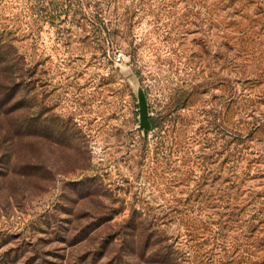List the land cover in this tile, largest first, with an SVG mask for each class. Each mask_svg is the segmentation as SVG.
Segmentation results:
<instances>
[{
  "label": "rangeland",
  "instance_id": "rangeland-1",
  "mask_svg": "<svg viewBox=\"0 0 264 264\" xmlns=\"http://www.w3.org/2000/svg\"><path fill=\"white\" fill-rule=\"evenodd\" d=\"M217 3L0 0V34L25 64L9 106L41 126L10 144L0 125V264H137L121 236L135 207L160 218L181 264H264V144L220 131L264 118V76L243 82L264 58L221 47L232 28ZM137 84L162 122L147 135Z\"/></svg>",
  "mask_w": 264,
  "mask_h": 264
},
{
  "label": "trees",
  "instance_id": "trees-1",
  "mask_svg": "<svg viewBox=\"0 0 264 264\" xmlns=\"http://www.w3.org/2000/svg\"><path fill=\"white\" fill-rule=\"evenodd\" d=\"M247 2V0H218L217 9L222 17L229 20V25L226 27L232 28L231 31L233 33L224 34L221 47L229 50V52L234 55L233 58L235 59L243 58L250 61V57H253L252 59L256 60L257 58L255 56L257 55H259L260 59H263L264 11L252 15L245 13L244 6L247 5ZM257 2L260 6L264 5V0H257ZM261 46L262 48H260ZM14 49V45L4 40L3 36L0 34V125L5 122H10L12 124V127L8 128L6 130L7 133L3 135L5 137L3 141L10 144L13 143L17 137L23 139L30 130L32 131L34 125H36L34 126L36 130L41 127L39 124L40 114L35 116L30 113L32 112L30 111L31 109L27 111V109L16 108L15 103L9 106L17 97H23L22 92L19 91L23 85L16 81L23 77L25 64L24 61L21 60V56L16 53V51L14 52ZM262 69L261 73L253 77L250 74L243 82L259 83L264 76V68ZM7 83H9L10 86H8ZM221 83L228 86L230 81H227L225 78ZM255 86H246L244 89V91L246 90V94L239 93V89L235 88L234 92H231L229 96L225 97L226 109L228 110L232 104L239 101L243 102L247 101V99L249 100L250 97L253 96V92H249L251 91L250 88H254ZM230 91H232V88ZM259 96H264V93ZM253 112L256 111L253 110ZM254 115L255 114H251V116ZM151 123L152 130H154L161 126L162 122L159 117H156L151 118ZM253 127L254 129L248 130L249 132L245 134L242 133V130L239 128L235 130L223 128L220 131L223 132L225 137H230L233 141L238 142V144L248 140L254 141L257 137L256 135L253 136V134H259L260 137H258V140L264 144V118L253 123ZM145 139L147 140V138ZM94 193H99V195L102 196L105 195L104 192L100 191ZM141 209L143 208H133L128 221L121 227L122 238L132 237L133 240L136 241V243H132V246L134 250L137 249L139 252L137 264H181L178 258L174 257L175 252L172 249V245L166 243L167 237L164 235L160 218L151 216ZM261 212L262 210H260V213ZM147 252L150 253L152 262L146 260Z\"/></svg>",
  "mask_w": 264,
  "mask_h": 264
},
{
  "label": "water",
  "instance_id": "water-1",
  "mask_svg": "<svg viewBox=\"0 0 264 264\" xmlns=\"http://www.w3.org/2000/svg\"><path fill=\"white\" fill-rule=\"evenodd\" d=\"M137 97L139 101V126L143 129L144 135H147L152 130L151 114L146 93L140 84H137Z\"/></svg>",
  "mask_w": 264,
  "mask_h": 264
},
{
  "label": "built area",
  "instance_id": "built-area-1",
  "mask_svg": "<svg viewBox=\"0 0 264 264\" xmlns=\"http://www.w3.org/2000/svg\"><path fill=\"white\" fill-rule=\"evenodd\" d=\"M122 61V57L117 58V62L120 63Z\"/></svg>",
  "mask_w": 264,
  "mask_h": 264
}]
</instances>
